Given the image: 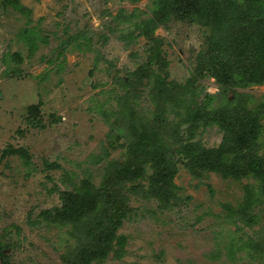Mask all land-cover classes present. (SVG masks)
Here are the masks:
<instances>
[{"label": "rangeland", "instance_id": "obj_1", "mask_svg": "<svg viewBox=\"0 0 264 264\" xmlns=\"http://www.w3.org/2000/svg\"><path fill=\"white\" fill-rule=\"evenodd\" d=\"M20 3L30 10L28 16L3 7L0 0V243L6 245V264H68L62 256L75 255L77 242L69 226L47 224L39 214L59 207L62 191L71 188V173L78 177L74 183L89 175L98 185L109 162L130 161L126 123L113 115L124 97L141 119L138 124L156 130L173 155L174 196L158 200L143 198L139 191L128 194V217L115 232V251L90 264H258L243 249L233 259L227 252L231 237L259 240L264 234V202L254 209L259 222L252 229L225 218V206L236 209L244 198V185L252 179L223 178L215 172L196 176L187 166V155L178 152L186 143L203 149L221 143L222 132L216 126L200 122L190 134L191 123L183 121V108L191 99L201 102L211 94L210 105L221 103L219 83L212 76H197L179 95L180 109L153 93L152 80L121 87V78L127 81L147 60L145 37L135 32L131 43L121 37L151 16V0ZM121 9V18L131 12L138 17L118 19ZM28 26L41 39H22L19 32ZM82 34L79 48L78 42L70 41L58 55L63 40ZM208 34L200 23L173 19L154 30L167 61V83L189 85ZM151 68L159 74L156 65ZM236 91L255 97L257 104L264 95V82L235 88L228 95L232 98ZM261 123L264 126V118ZM9 147L25 148L28 161L6 153ZM149 165L142 167L145 179L134 183L147 185L155 173Z\"/></svg>", "mask_w": 264, "mask_h": 264}, {"label": "trees", "instance_id": "obj_2", "mask_svg": "<svg viewBox=\"0 0 264 264\" xmlns=\"http://www.w3.org/2000/svg\"><path fill=\"white\" fill-rule=\"evenodd\" d=\"M2 5L26 13V16L30 11L21 5L20 0H2ZM149 10L151 16L148 19L139 20L134 31L121 37L126 43H131L137 37L134 33L138 32L137 35L146 38L147 47L146 62L133 71L127 81L121 78V87L127 89L145 79L152 80L153 93L167 98L164 104L180 109L179 95L198 80L197 76H212L219 83L220 97L217 99L221 103L217 107L210 105L214 99L211 94H206V99L201 102L191 99L183 108L186 111L183 121L191 123L190 134L194 133L195 126L200 122L203 126H216L222 132L221 143L214 149L186 143L179 146L178 152L187 155V166L196 176L215 172L223 178L252 179L253 183L244 185L245 195L238 207L225 206L228 222L252 229L259 222L258 212L254 209H260L264 202V126L261 123L264 118V95L256 104L255 97L249 94L236 91L232 98L228 94L235 88H247L264 82V0H151ZM123 11L119 10L116 18L130 21L138 17L131 12L121 18ZM171 19L197 22L209 31L206 50L197 56L195 73L187 87L175 82L167 83V61L162 54V41L154 37V30L160 25L167 27ZM19 35L25 40L41 39L35 28L30 26L22 28ZM71 37L63 40L58 55L63 53L70 41L78 42L76 47L79 48V40L85 38L84 34ZM30 49H35V43ZM153 65L163 76L154 73ZM127 99L122 98L120 109L113 115H119L126 123L127 148L130 154L133 153L130 161L121 165L109 162L98 185L92 182L89 175H83L78 183H74L78 177L71 173L68 177L71 188L62 191L59 207L39 214V219L47 221V224L69 226L68 232L76 240L77 249L74 256H62L68 264L99 262L109 252L115 251V232L128 217V194L134 195L139 191L143 198L154 197L158 200H168L174 196L171 183L173 155L164 148L165 143L155 133L156 130L138 124L141 119ZM5 152L17 153L23 161L29 159L25 148L15 150L9 147ZM135 162L139 164L134 167ZM146 164L155 170L150 181L147 185L134 183L139 177L145 179L142 167ZM49 166L53 167V164ZM238 230L242 228L237 226ZM260 237L259 240L255 237H247V240H242L244 237L240 236L231 237L227 246L228 257L233 259L236 251L243 249L258 264H264V234ZM5 247L0 243V260L3 264H6Z\"/></svg>", "mask_w": 264, "mask_h": 264}]
</instances>
